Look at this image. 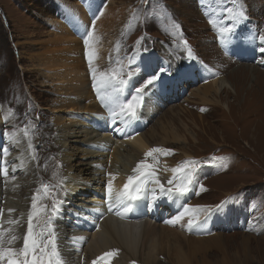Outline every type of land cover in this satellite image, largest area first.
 Here are the masks:
<instances>
[{"label": "rangeland", "instance_id": "374dc122", "mask_svg": "<svg viewBox=\"0 0 264 264\" xmlns=\"http://www.w3.org/2000/svg\"><path fill=\"white\" fill-rule=\"evenodd\" d=\"M110 1L113 9L102 15L101 9ZM234 2L235 7L251 16L254 23L259 21L261 24L264 19L262 0ZM223 4L224 9L230 5L228 0H0V132L4 133L0 135V145L4 146L11 137H19L25 152L32 156L34 173L30 177H34L35 189L26 190L27 196L32 192V196H38L39 204L50 207L53 199L58 198V192L62 193L65 164L58 136L66 128L75 132L77 124L73 123L78 119L74 115L86 116L90 113H68L60 109L57 103L64 96L57 93L53 83L37 67L36 60L52 47L50 41L55 33L65 32L64 39L75 41L80 35L82 37L79 39H83L86 30H91L95 44L91 42L89 51L98 45L107 47L109 44L103 53L95 51L93 67L97 70L98 79L100 72H110L121 66L126 73L129 62L125 56L138 47L142 51L146 47L150 53L154 50L158 57L152 53L153 58L149 53L145 56L153 67L164 68L162 61L170 62L176 68H184L191 63L185 62V51L180 47L177 60L168 55L165 62L161 57L167 52V37H183L182 43L185 37L193 46L188 45V50L196 57L193 61L198 62L193 64L205 66L202 71L207 65L220 71L222 75L219 79L231 85L234 92H222L220 98L209 95V104L201 102V96L218 78L207 82L202 80L203 83L196 82V85L186 81L185 97L177 96L179 94L167 97L162 90L155 96L154 89V96H147L143 103L137 105L139 112L143 107L139 123L144 124L138 136L151 149L159 146L171 150L170 157L163 162L165 166L175 167L180 159L185 158V154L219 164L221 169L216 175L206 176L202 180L205 190L194 193L198 196L192 197V204L211 207L224 201L231 203L237 200L240 203L227 213V224L218 221L223 228L205 234L207 225L202 221L200 231L186 235L191 244L194 239L203 241L199 254L193 253V248L198 246L190 245L189 252L194 254L191 259L195 256L198 258L193 264H264V145L260 143L264 139V73L250 62H239L224 56L216 47L210 34L216 29L210 23V18L216 19L222 15L218 10ZM85 13L86 22L80 23ZM100 16L104 19L97 33L91 26ZM204 16H208V19ZM223 17L227 18L225 15ZM141 37L145 38L143 47L136 43ZM80 40L74 54L81 63L75 69L87 74L88 92L92 96L95 90L83 51L86 49L81 46ZM137 76L132 89L127 90L129 99L132 98L133 89L141 87L147 79L143 73ZM124 78L127 79L126 74ZM106 91L111 93V89ZM94 104L97 112L104 114L97 107L98 102ZM99 124L94 120L91 128ZM102 126L107 130L108 122L102 123ZM75 136H68L66 145V151L72 156L70 164L75 169H84L86 163L91 162H95V166L99 163L105 165L110 160V149L103 155L83 153L85 150L92 151V148L73 142L80 140V136L77 139ZM175 136L184 141H178ZM29 142L32 149L28 147ZM4 157L0 150V160ZM124 157L125 151L120 159ZM22 177L17 176L16 180L20 181ZM92 196L91 192L80 195L85 200H90ZM1 212L0 208V220ZM250 212L254 220L250 226L255 232L238 225L239 220ZM214 238L216 245L215 242L207 244L208 240Z\"/></svg>", "mask_w": 264, "mask_h": 264}, {"label": "bare ground", "instance_id": "6f19581e", "mask_svg": "<svg viewBox=\"0 0 264 264\" xmlns=\"http://www.w3.org/2000/svg\"><path fill=\"white\" fill-rule=\"evenodd\" d=\"M113 7V3L111 1L108 2L106 7L101 9V14L103 15L111 11ZM85 16L86 13L81 17L80 23L86 22ZM103 19L104 17L100 16L92 23L91 27L97 33L100 31V24ZM63 33H55V37L50 41L52 47L48 49L46 54H43L42 57L36 60L37 67L40 68L39 70L42 72V75L49 82L53 83L57 93L64 96L57 103L60 109L67 110L68 113H90L86 116L74 115L73 117L78 119L77 122L73 123L77 124L75 132L65 127L66 129H62L58 136L61 150H63L62 161L65 164V175L62 183L66 192V199L71 201L68 208H63L61 216L56 221L58 249L62 260L65 264H91L94 261V256L99 253L104 254L115 251L117 254L111 257L107 264L110 262L111 264H193L197 262L198 258L196 256L194 259H191V256H194V254L189 252L190 245L198 246L193 248V253L199 254L202 251L203 241L194 239L192 241L193 244H191L188 236L179 232L174 226L165 227L151 224L147 219L134 225H125L108 218L100 222L98 227L100 232L97 233L98 231H95L94 224H96V221L94 215L96 210L99 214H102L101 205L103 201L100 200V190H102L103 185V171L107 169L108 162H105V165L99 163L96 166L95 162L86 163V168L75 169L70 164L72 156L68 150L66 151L68 136L74 134L76 135L74 137L76 139L80 136L79 141L75 140L73 142H78L84 147L92 148L94 152L86 150L83 152L86 155L92 156L97 153L103 155L108 149L112 150L109 160L111 165L109 168V180L111 179L114 182L112 184V191L116 192L122 189L123 178L132 170L134 162L140 159L151 148L139 136L115 142L108 137L107 133H105L106 128L102 126V123L107 121V114L97 112L93 97L89 96L87 74L75 69L81 63L79 57L74 54L75 46L79 43L81 39L79 37L81 35L75 41H72L68 38L64 39ZM93 44H95L94 40ZM107 47H109V44ZM107 47L103 44L92 49L98 53H103ZM72 67L73 69H70ZM225 91L234 92L233 87L224 80L219 79L213 81L212 85H209L200 100L203 103L209 104V95L220 98V94ZM83 102L85 103L83 104ZM94 120H97L100 124L98 127L91 128ZM118 121L122 122L123 119H118ZM125 122L126 120L124 119L122 126L118 128L119 130L124 127ZM111 125L113 124L111 123ZM85 127L90 129L84 130ZM119 130L116 129V131ZM175 138L178 141H184L181 137L175 136ZM260 143L264 145V139ZM4 147H7L9 151L0 160V168L6 166L8 175L7 177L3 175L4 179H0V208L2 210L0 231H4L5 237L7 238V230L12 229L13 234L18 236L19 239L11 247L19 249L23 245L22 234L27 226H25V217L29 212V207L32 202L30 201L32 192L27 196L26 190L34 187V177H30V174L32 172L34 173V162L30 159L32 156H29L25 152L23 143L19 137L7 139ZM124 151L125 157L121 160L120 158L123 157ZM185 157L192 158L190 154L189 156L185 154ZM13 167L17 169L15 172L12 171ZM173 168L175 167L172 165L165 166L164 164L163 172L160 175V180L163 184L173 174L171 171ZM20 175H23V179L17 181L16 177ZM27 175L28 177H26ZM14 177L15 179L11 182V178ZM92 190H94L93 193ZM90 192L93 195L90 200H85V198L80 197V195ZM24 199L26 200L25 204ZM197 204L188 206L195 209L198 206ZM9 210L12 211L9 212ZM188 218L189 216L186 215L178 223H184L188 221ZM203 218L204 215L201 214L200 221ZM9 220H17L19 223L12 225L8 223ZM211 242H215L216 245V238L214 240H208L207 244Z\"/></svg>", "mask_w": 264, "mask_h": 264}, {"label": "snow or ice", "instance_id": "6c2138e0", "mask_svg": "<svg viewBox=\"0 0 264 264\" xmlns=\"http://www.w3.org/2000/svg\"><path fill=\"white\" fill-rule=\"evenodd\" d=\"M212 23V21H210ZM234 31V26H225L220 29L219 40L222 44L227 46L230 41L228 40L229 34ZM144 37L137 40V44L143 47L142 41ZM259 39L264 43V35L259 36ZM93 42V32L86 30V34L83 36V43L85 45V55L89 64V71L93 81V89L97 94V98L100 102L108 108L111 116L112 124L115 125L118 119L127 117L130 120L138 119L137 102L140 100L141 94L147 88V86L157 87V82L163 79V74L169 71L168 68L152 67L144 57L137 62L138 58L142 57V53L139 48L135 49L129 58V64L127 66V72L125 68L113 69L110 72H100L99 79L97 78V70L93 67V59L95 51H89L90 44ZM187 49V42H183ZM143 51L147 52L148 49L143 47ZM261 55H264V47L260 48ZM188 59H194L191 51L187 52ZM111 59V58H110ZM181 72V68L177 67L174 74ZM141 73L146 74L149 78L145 81L144 85L135 89L131 99H128L126 103H117L116 97L112 93H107V89H112L113 93H121L126 87H129L133 79ZM125 74L127 79L124 78ZM104 90V92H102ZM119 130V129H117ZM0 132V135H3ZM29 149H32V144L29 142ZM2 154L6 156L9 149L0 145ZM171 150H164L161 148H152L145 157H153V153L168 154ZM155 158V157H153ZM196 162H186L192 166L173 168L172 178L167 181L168 185H174L165 187L161 180L158 178L155 170H153L150 164L144 161L138 162L133 169L135 175L129 176L127 182L123 188L116 193L112 191V180L110 179L106 189V202L108 204V210L112 211L113 207L122 209L124 214L133 210V203L141 201L146 198V194L151 191V201L147 207L152 210L155 207L156 201L161 197L173 198H186L190 192L195 191V185L198 182V170L195 167ZM17 169L12 168L15 172ZM0 174L7 177V167L0 168ZM178 174V175H177ZM154 186V187H153ZM157 189L159 193L157 194ZM202 184H199V191H204ZM44 191L47 193L48 189L45 186ZM199 194V192H197ZM66 197V193H65ZM31 206L27 214V228L23 235V245L19 249L11 247L19 237L13 234V230L9 229L8 237H5V232L0 231V264H65L61 258V254L58 249V233L55 229V220L59 218L63 211L64 203L66 199L54 198L51 206H46L38 203V196L33 195L31 197ZM229 201H224L217 205L215 208L207 206H197L192 209L187 205H184L183 210L178 212L174 218H170L166 223L175 225L180 222L186 215L189 216L187 221V227L189 230L193 228H199L201 226L200 215L203 214L205 221L214 213H221L228 211ZM12 210H9L11 212ZM117 214H120L118 211ZM9 224H18L17 220H9ZM8 245V246H5ZM117 253L115 251L105 253L101 259H104L106 264L108 258L113 257ZM93 264H96L93 261Z\"/></svg>", "mask_w": 264, "mask_h": 264}]
</instances>
